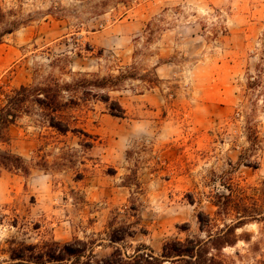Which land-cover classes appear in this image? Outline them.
<instances>
[{"label":"rangeland","instance_id":"obj_1","mask_svg":"<svg viewBox=\"0 0 264 264\" xmlns=\"http://www.w3.org/2000/svg\"><path fill=\"white\" fill-rule=\"evenodd\" d=\"M0 103L22 84L94 79L131 69L116 87L93 88L65 112L81 129L61 133L31 104L9 143L30 173L0 166V264L10 240L105 238L160 252L199 234L225 174L264 180V0H0ZM72 92H66L68 98ZM118 101L125 116L114 115ZM258 167L246 165L257 163ZM231 264H264V222L237 229ZM98 242L99 257L112 248Z\"/></svg>","mask_w":264,"mask_h":264},{"label":"trees","instance_id":"obj_2","mask_svg":"<svg viewBox=\"0 0 264 264\" xmlns=\"http://www.w3.org/2000/svg\"><path fill=\"white\" fill-rule=\"evenodd\" d=\"M5 12L0 6V22ZM13 27L0 32V44L6 33ZM131 69L121 71L118 75L80 77L72 82L60 83L52 79L40 84H22L0 103V145L9 143L10 127L26 113L31 112V104L42 109L45 122L61 133L77 132L81 129L66 115L65 110L72 104L88 103L85 94H91L93 88L118 86L125 78L134 77ZM72 92L66 98L65 93ZM111 112L116 116H125V109L110 96ZM257 163H246L258 167ZM0 166L30 173V165L25 158L7 148L0 146ZM221 187L212 194L213 212L199 211V234L166 240L160 252H155L146 243L136 245L132 252L122 246L128 237L133 236L131 224H117L110 221L104 234L105 238L95 236L80 238L75 236L68 241L55 239L28 243L25 240H10L7 264H231L223 255L227 246H234L238 241L237 229L250 222H264V180L260 186H244L232 177L220 175ZM106 239L112 250L99 257L95 252L98 242Z\"/></svg>","mask_w":264,"mask_h":264}]
</instances>
